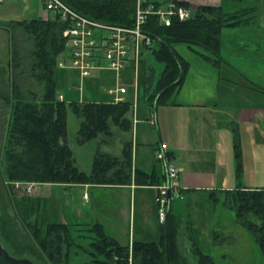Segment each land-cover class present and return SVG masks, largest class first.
<instances>
[{"label":"trees","instance_id":"1","mask_svg":"<svg viewBox=\"0 0 264 264\" xmlns=\"http://www.w3.org/2000/svg\"><path fill=\"white\" fill-rule=\"evenodd\" d=\"M62 1L95 22L118 27L134 25L137 0ZM177 3L190 8L187 2ZM155 6L159 8L160 4L155 3ZM248 13V9L226 13L222 6H198L192 11L191 18L186 21L174 18L171 26H165L160 16L149 15L143 26V32L153 42L148 51L156 61L165 65L150 96L154 75L148 76L146 72L145 54L141 60L138 91L144 90L149 106L167 105L182 86L190 65L179 55L175 45L201 48L208 56L203 53L199 56L218 65L223 61V29L246 24ZM13 23L12 28L10 24L7 26L12 38L11 81L0 91V97L8 107L2 121L3 143L0 147L6 179L11 183L53 185L122 186L133 181L143 186L157 185L156 173L133 169L131 141L124 143L120 156L99 150L92 173L78 168L68 144V106L82 120L78 141L84 144L102 138L108 143L106 139L112 140L116 136L114 127L132 131L134 105L128 99L121 102L61 100L57 73L63 70L59 68V61L67 52L63 36L67 24L58 18ZM25 42L30 43V48L23 46ZM73 72L79 78V73ZM32 80L38 88L31 84ZM1 82L5 84L3 79ZM236 155L240 172L241 155L239 152ZM225 194L226 204L235 211L238 222L253 235L264 253V190H237ZM30 200L28 198L26 203ZM32 210L24 208L22 215L19 211L17 215L49 264H70L73 248L91 256V261L85 264H216L213 257L204 253L196 243L189 246L196 260L187 258L185 253L189 249L182 246L180 236L187 231L193 241L192 226L185 227L184 220L170 211L162 225L163 237L159 242L136 241L132 246H123L107 235L101 224L88 225V235H83L79 224L57 219L46 223L39 219L32 222ZM83 238L89 241L88 249L80 244Z\"/></svg>","mask_w":264,"mask_h":264},{"label":"crops","instance_id":"2","mask_svg":"<svg viewBox=\"0 0 264 264\" xmlns=\"http://www.w3.org/2000/svg\"><path fill=\"white\" fill-rule=\"evenodd\" d=\"M151 1L162 6L170 2H187L192 10L198 6H222L226 13L248 9L249 20L244 25L223 29V61L218 65L200 57V53L208 56L201 48L195 47V50L188 45H175L176 51L185 57L190 66L182 86L169 99V103L150 107L152 115L149 118L155 115L159 141L155 143L152 137L147 136L145 126L144 129L138 126L137 138L131 140L133 169L156 173L157 185L143 186L134 181L122 186L49 185L65 189L79 188L77 197L81 202L82 197L91 205V212H86V224H101L106 234L121 245L132 246L136 241L159 242L163 237V223L156 194L158 188L167 182V163H173L180 170L182 198L171 202L169 211L181 218L183 213L188 216V220H183L185 227L192 226L194 239L189 238L187 231L180 238L182 246L186 244L184 246L189 249L185 253L187 258L195 261L189 246L196 243L201 249L199 240L202 236L199 237L201 233L195 235L194 228L199 226L198 220L203 222L205 228L211 229L213 225L210 216L194 217L186 209L200 206L199 198L202 196L206 200L216 198L217 201L220 197H226L228 191L264 190V0ZM40 15L45 14L41 11ZM101 77L106 79L109 76L103 72ZM109 95L108 100L95 101L111 102L116 101V97L128 99L111 92ZM244 133L251 138V159L248 168L245 167V160L241 159L244 166L238 172L236 154L239 152L244 157ZM164 138L166 141H163ZM124 143L120 146V154ZM162 143L168 147L165 150L167 163L156 157ZM246 181L254 183L246 184ZM67 194L74 198L76 192L70 190ZM226 212L219 215L222 229H215L214 244L220 239L217 244L221 246L239 244L242 249L248 250L256 243L259 247L253 235L238 222L235 211L229 205ZM78 217L83 218V210L79 209ZM65 219L69 218L65 216ZM80 220L83 219H79V225ZM90 220L91 224L88 222ZM211 256L216 264H252L249 255L244 253L225 251L218 258Z\"/></svg>","mask_w":264,"mask_h":264},{"label":"rangeland","instance_id":"3","mask_svg":"<svg viewBox=\"0 0 264 264\" xmlns=\"http://www.w3.org/2000/svg\"><path fill=\"white\" fill-rule=\"evenodd\" d=\"M49 13V11L44 10L46 17H49L52 20H57V15L54 12H51V15ZM40 14V0H4V2H0V91H3L4 88L8 87V84L11 81L12 38L7 26L10 24V27L12 28L15 24L13 22L15 21L40 18ZM24 45L26 48H30V43L25 42L23 46ZM179 45L187 46V44H178L177 46ZM196 48L193 47L195 50ZM179 55L184 57L181 54ZM145 57H147L148 62L146 65V72L148 76H151L152 74L154 75V87L150 92L151 96L155 91L156 82H158L162 76L161 74L165 65L156 61L152 53L149 51H146ZM104 64H108L106 59L98 60V65L102 66ZM103 72L107 73L109 77L103 79L101 77ZM1 74H3V77ZM57 77L59 91L68 100H108L110 99V90H116L121 85H125L127 86L129 92L128 94H124V96H126L134 105V131L132 130L127 132L114 127L113 130L116 133V136H114L112 140L106 139V141H109L108 143L103 142L102 139L104 138H102L94 139L84 144H81L78 141L82 120L73 111V109L68 106V144L73 152L76 164L81 171L88 174L92 173L94 159L99 150L120 156V146L122 143L131 141L133 138L136 140L138 126L142 128L145 126L146 129H143L145 130L147 136L150 138L152 137L151 139L155 140V143L159 141L158 126L151 123V120L155 119V115L152 116L151 119L149 118L152 113H150V106L147 101L148 96L145 94L144 90H142V92L138 91V82L136 87L135 73L132 71V67L120 72L109 70L102 72L96 71L93 73L92 77L87 79L83 78L82 80L78 78L75 75V72L72 70H58ZM1 79L4 80L5 84L1 82ZM34 82L35 81L32 80L31 84L38 88ZM69 102L70 101H68V103ZM7 109L8 107L6 106V103L0 97V147L3 143L2 121L4 113H6ZM244 136L246 138L244 146L242 147L244 157L241 156L240 158L245 160V167L248 168V162L251 159L252 151L249 147L251 145L249 142L250 136L246 133H244ZM165 139L166 138H164L163 141H166ZM1 160L2 156H0V242L4 249L7 250L12 257L17 259H28L34 264H49L44 259V257H42L41 251L31 237L27 228L24 226V223L17 215V211H19L20 215H22L21 213H23L24 208H33L30 219L32 222L36 219L41 220L42 223H46V221L48 222L55 219L64 221L65 216H67L69 219H65L67 221H64V223L78 224L79 219H83L82 221L80 220V233L83 235H88L87 228L89 226L86 224V212H91V208L89 207L91 205L86 203L82 197V202L80 201V198L77 197V192L80 190L79 188L65 189V187L60 188V186L38 184L35 191L31 194L28 192L29 188L27 183H11L6 179L5 166ZM241 166L244 165L241 164ZM245 183L251 184L254 183V181H246ZM70 190L73 191V193L76 192V194H74V198L73 195L67 194V191ZM51 196H53L52 199L50 198ZM28 198L31 200L29 203H26ZM76 200H78L80 203H78ZM199 201L202 203L200 206H197L196 208H188L186 211L187 213H191L194 217H211L213 228H205V225L201 220H198L199 226L194 228L195 235L201 233L199 235V237L202 236L199 240V246L205 253L211 254L217 258L225 251L235 254L244 253L249 255L252 260V264H264V256L256 243L250 246L248 250L242 249L243 247L239 246V244L221 246L220 244H217L220 239H217L218 241H216L214 244V241L216 240L215 229H222L220 225L221 220H218V218H220L219 215L222 212L227 213L225 196L218 198L217 201H209L206 200L204 196H202L199 198ZM184 202L185 201L182 203ZM82 204H84V206H82ZM224 208L225 210L221 211ZM79 209L83 210V218L78 217ZM61 213L63 214L62 217ZM233 214L235 215V213ZM182 216V219H185V221L188 220V216L186 214L183 213ZM71 218H73V221ZM195 221L197 222L196 219ZM88 222L91 224V220ZM80 242V244H82L85 248H89V241L86 240V238L81 239ZM184 248L187 247L184 246ZM90 261L91 256L89 254L76 248L71 250L70 264H85Z\"/></svg>","mask_w":264,"mask_h":264},{"label":"built area","instance_id":"4","mask_svg":"<svg viewBox=\"0 0 264 264\" xmlns=\"http://www.w3.org/2000/svg\"><path fill=\"white\" fill-rule=\"evenodd\" d=\"M31 1V0H26ZM4 2V0H0ZM41 11L54 12L58 20L67 24L63 36L66 39V56L60 59L59 68L79 73V77L90 78L96 71L120 72L132 67L135 73V85L140 72L143 55L153 46L152 39L143 32V26L149 15L160 16L165 26H171L174 18L186 21L192 16V9L177 2L156 8L151 0H137L134 25L118 27L95 22L73 10L62 0H40ZM45 18L48 20L49 17ZM51 20V19H50ZM99 59H106L108 64L98 65ZM123 96L128 92L125 85L110 91ZM63 99V96H61ZM116 97V102L124 101ZM151 123L154 124L152 120ZM167 144H161L157 159L167 163L165 150ZM28 192L33 193L36 184L28 183ZM180 186V170L173 163H167V182L158 188L156 203L159 208L161 222L164 223L171 202L182 198Z\"/></svg>","mask_w":264,"mask_h":264},{"label":"water","instance_id":"5","mask_svg":"<svg viewBox=\"0 0 264 264\" xmlns=\"http://www.w3.org/2000/svg\"><path fill=\"white\" fill-rule=\"evenodd\" d=\"M0 264H34V263L28 259H16L12 257L9 254V252L4 249V247L0 242Z\"/></svg>","mask_w":264,"mask_h":264}]
</instances>
